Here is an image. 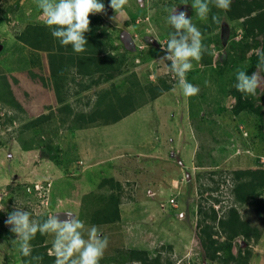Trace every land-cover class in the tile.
I'll return each mask as SVG.
<instances>
[{"label": "rangeland", "instance_id": "1", "mask_svg": "<svg viewBox=\"0 0 264 264\" xmlns=\"http://www.w3.org/2000/svg\"><path fill=\"white\" fill-rule=\"evenodd\" d=\"M1 1L0 108L2 115L9 112L14 118L7 124L4 116L0 118V206L5 209L0 211L4 225L0 229V264H23L17 234L5 223L16 206L30 211L37 220L53 214L63 220L71 212L83 221L85 230L97 226L108 240L99 264H141L129 259L127 252L131 249H146L152 258L159 253L164 262L174 264H210L204 262L197 236L199 202H206L204 197L214 194L224 199L222 206L232 203L231 171L264 164V116L262 122L248 111L235 115L231 96L220 105L227 107L225 111L215 110L219 105L212 103L222 100L223 94L220 86L224 83H219L215 72L218 60L223 65L231 44L247 38L242 20L222 15L220 26L203 36V40L213 38V67L192 61V69L200 67L202 72L197 75L190 70L186 79L199 87V93L185 96L169 70L170 61H159L167 54L165 44L174 31L167 19L169 10L177 7V12H186L201 33L203 23H210L211 12L206 20L200 19L191 5L193 0H129L122 13L116 14L110 0H101L105 11L89 17L101 31L113 33L107 46L115 45L122 56L112 63L111 56H102L99 64L110 66L109 72L116 73H104L108 80L81 95L68 96V102L77 109L87 101L89 107L77 112L96 113L98 124L139 107L119 123H100L97 130L90 131L69 130L66 125L60 126L65 114L57 110L47 52L35 50L18 37L29 25L51 27L46 25L36 0ZM116 15V20L112 19ZM53 42L56 43L47 40L43 45L48 48ZM257 49L261 47L252 48L245 59L232 63L230 79L231 74L251 63ZM124 57L127 62L122 71L114 70ZM131 71L138 77L134 84L126 78ZM255 72L264 112V69L258 67ZM159 77L167 78L173 89L151 100L145 85L157 83ZM230 82L228 86H232ZM71 85L70 91L77 88L76 83ZM121 97H126L123 104ZM16 101L23 110L11 104ZM50 111L55 116L42 128L20 133L22 124ZM212 171L217 173L214 179L220 181V190L207 191L202 196L201 183L217 185L209 178ZM111 177L122 183V219L111 224H91L93 216L100 213V195L111 192L109 185H99ZM38 187L42 189L37 191ZM173 198L177 206L169 203ZM239 208L243 216L253 210L252 206ZM53 240L54 234L49 233L46 242L53 245ZM243 241L241 237L236 239L235 253L239 244L247 247ZM249 247V264H264V232L258 242L251 240Z\"/></svg>", "mask_w": 264, "mask_h": 264}, {"label": "trees", "instance_id": "2", "mask_svg": "<svg viewBox=\"0 0 264 264\" xmlns=\"http://www.w3.org/2000/svg\"><path fill=\"white\" fill-rule=\"evenodd\" d=\"M157 4L158 3H156V5ZM11 9L12 8L9 10L12 11ZM210 9V23H203V36L211 33L220 26V24H216L212 21V16L216 14V16L220 17V21L222 15L227 16L229 20H242V25L246 31L245 34H247V38L244 40L234 41L231 44L230 48L227 50L228 56L223 65L221 61L218 60V66H220V68L216 66L215 72H217L219 77V83L224 84L220 86L223 92L220 98L222 100L212 101V103L216 102L219 105L214 108H216L215 110L218 109V111H225L227 107L224 105L221 107L220 105L224 102L225 97L231 96L235 99V103L231 107L235 115L248 111L256 115V117L263 122V105L260 103L263 97L258 95L259 89L256 88L254 94L241 93L236 89V84L231 81H237L236 74H231L232 79H230L228 72L230 68L233 67L235 61L237 59H245L252 48L261 47L260 50H264V39H259L261 35H264V0H231V5L228 10L217 8L215 4H210ZM89 19L90 31L85 33L88 44L85 46L86 50L81 53L75 52L70 46H62L59 40L52 36V28L49 29L46 26L38 24L29 25L18 35L22 41L32 46L35 50L42 49L47 52L50 63V85L55 93L57 103L60 104L57 110L65 114V117L62 116L60 120V126L64 127L66 125L69 130L95 126L98 124L97 121L99 117L96 113L91 115L89 113L87 114L85 111L77 112L73 104L68 102V96L72 94L81 95L82 92L90 90L94 85L98 86L101 82L108 80L107 76H103L104 73H107V75L116 73L109 72L110 66L105 68L99 64L102 62V56H111V63L119 56H122V54H117V47L115 45L110 47L107 46L110 40L113 39V33L101 31V28L91 21L92 18L89 17ZM47 40H51V42L56 41V43L54 44L53 42L52 45L47 48L43 45ZM212 43L213 38L211 36L203 40V44L208 48V52L198 61L207 68L213 67L214 63V53L210 49ZM141 52L144 53V51ZM250 60L251 63L246 67L244 66L243 69L248 75H252L258 68L259 57L257 53H254ZM126 62L127 58L124 57V59L121 60L119 68L116 66V69H114V67L113 69L122 71V66ZM200 72H202L200 67L190 71V73L197 75ZM202 75L204 77V72ZM126 78L129 84H134V79H138L135 71H131ZM221 80L224 81L221 82ZM72 82L76 83L77 88L70 91ZM229 82L232 83V86H228ZM145 87L148 93L150 92V99L155 100L164 94V92L171 90L172 84L168 82L167 78L159 77L157 83L148 82ZM10 93L12 96V91H10ZM125 98L126 97H121L122 104L125 103ZM13 99L15 98L13 97ZM7 101L9 102V100ZM11 104L23 110L21 103L16 101ZM193 105V103L190 105L191 113L194 112ZM138 107L139 106L134 107V109H126L124 113L112 115L110 119H105L104 122L102 121L100 123H115L131 114L138 109ZM2 109L3 108H0V118L4 116V124L13 123L14 117L9 115V112L2 115ZM201 109L204 110L205 108L201 107ZM53 116H55L54 112L50 111L49 114L35 117L33 120L22 124L19 131L23 133L33 128H42L48 121L52 120ZM215 174H217L216 171H212L209 178L217 184L216 186H207L206 183H201L200 193L202 196L204 192L210 191L213 193L214 191L220 190L221 183L214 179ZM230 176L234 182L231 189L234 196L232 205H229L220 213L213 204L220 203L223 199L214 194H209L208 197H204L206 202L200 201L198 204L199 218L197 223V236L201 244L204 262L210 264H249L252 256V251L249 247L250 241L255 240V242H258L264 232V167L235 169L231 171ZM106 185H109L111 192L109 194L100 195L99 198L102 201L101 208L99 209L100 213L98 217L93 216L90 220L91 224H111L119 222L122 219L120 207L122 203V183L111 177L103 179L99 186L103 188ZM240 206H252L253 210L249 211V214H246V216H243L239 208ZM44 220H46L45 217L39 218L40 222ZM2 222V219H0V229L4 226ZM48 235L49 233L41 234L38 232L30 241L32 248L31 256L25 257L20 252L23 264H29L32 256L42 257L39 264H55V256L49 254L52 245L46 242ZM239 237L244 240L243 242L247 244V247L243 248L242 244H239L238 253H235V241ZM127 253L131 261H138L141 264H174L170 260L164 262L159 253L154 258L150 257L146 249H131ZM32 264H36V262L33 261Z\"/></svg>", "mask_w": 264, "mask_h": 264}, {"label": "clouds", "instance_id": "3", "mask_svg": "<svg viewBox=\"0 0 264 264\" xmlns=\"http://www.w3.org/2000/svg\"><path fill=\"white\" fill-rule=\"evenodd\" d=\"M128 2L129 0H110V7L116 14L122 13ZM36 3L46 18V25L52 28V36L57 38L62 46L71 45L77 53L86 50L85 46L88 41L85 38V33L90 31V14L105 11V5L101 0H36ZM210 4L228 10L231 0H193L191 5L199 18L206 20L211 11ZM116 18L117 15L112 17L114 20ZM167 19L174 31L169 34V39L165 44L167 54L159 61L161 63L170 61L169 70L178 80L183 95H197L199 87L189 83L186 74L193 68L192 61H200L203 55L208 52V48L203 44V34L192 23L191 18L187 17L186 12H177V7L169 10ZM212 21L216 24L221 23L220 17L216 15L212 16ZM1 45L3 46V44ZM256 53L259 57L258 67L264 69V50L257 49ZM236 80L235 87L238 91L254 94L259 76L256 72L248 75L245 71L238 70ZM259 167H264V164ZM229 181L230 179L227 180V182ZM223 202L224 199L219 203L221 204L220 209L225 210L229 205H232L230 203L222 206ZM3 210H5L4 207L0 206V211ZM5 223L11 226L13 233L17 234L18 238L15 240L20 242L19 250L25 257L31 256L30 241L38 232L54 234L49 254L55 256V264H99L108 245L107 237L102 235L97 226L93 225L85 230L83 221L76 218L71 212L66 213L63 220L53 214L40 222L32 218L30 211H24L23 208L16 206L15 210L8 214ZM41 260V256H32L29 264H32L33 261L39 264Z\"/></svg>", "mask_w": 264, "mask_h": 264}, {"label": "crops", "instance_id": "4", "mask_svg": "<svg viewBox=\"0 0 264 264\" xmlns=\"http://www.w3.org/2000/svg\"><path fill=\"white\" fill-rule=\"evenodd\" d=\"M18 1H19V0H18ZM1 3H2V1L0 0V4H1ZM10 6H11V5H10ZM10 6H9V7H10ZM7 12H10V11H7ZM13 13H14V11H13ZM9 16H11V14H9ZM94 86H95V85H94ZM95 87H97V86H95ZM172 89H173V88H172ZM172 89H171V90H172ZM163 95H164V94H163ZM86 103H87V101L84 102L85 106H83V107H81V108H77L76 110H81V109H85V108L89 107L88 105H90V104L87 105ZM57 105H60V104L57 103ZM73 106H74V105H73ZM57 107H59V106H57ZM74 107H75V106H74ZM172 116L175 117L176 115H173V114H172ZM126 117H127V116H126ZM124 118H125V117H124ZM122 119H123V118H122ZM184 119H185V121H186L185 115H184ZM119 122H120V120L117 121V122H115V123H119ZM115 123H113V124H115ZM99 126H100V124L95 125V126H90V127L82 128V129H84V130H86V131H87V130L90 131V130H92V129H93V130H94V129L97 130V128H98ZM179 127H180V125H179ZM77 130H81V129H77ZM84 130H83V131H84Z\"/></svg>", "mask_w": 264, "mask_h": 264}, {"label": "built area", "instance_id": "5", "mask_svg": "<svg viewBox=\"0 0 264 264\" xmlns=\"http://www.w3.org/2000/svg\"><path fill=\"white\" fill-rule=\"evenodd\" d=\"M42 188H43V186H42ZM41 187H38L37 188V191H40L41 189H42ZM225 202V201H224ZM169 203L171 204V205H173V206H177V202H176V199H171L170 201H169ZM214 206H215V208L216 209H220V207H221V204H219V203H217V204H214Z\"/></svg>", "mask_w": 264, "mask_h": 264}, {"label": "water", "instance_id": "6", "mask_svg": "<svg viewBox=\"0 0 264 264\" xmlns=\"http://www.w3.org/2000/svg\"><path fill=\"white\" fill-rule=\"evenodd\" d=\"M1 48H2V45H0V49H1ZM58 215H59V214H58ZM58 215H57V216H58ZM73 215H74V214H73Z\"/></svg>", "mask_w": 264, "mask_h": 264}]
</instances>
